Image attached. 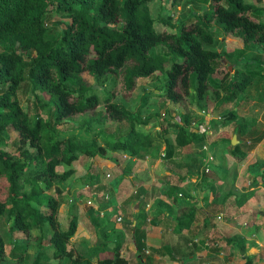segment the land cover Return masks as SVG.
<instances>
[{"label":"trees","instance_id":"1","mask_svg":"<svg viewBox=\"0 0 264 264\" xmlns=\"http://www.w3.org/2000/svg\"><path fill=\"white\" fill-rule=\"evenodd\" d=\"M149 1L0 0V143L8 128L18 133L16 154L0 149V219L6 216L11 231L16 229L24 235L36 230L42 239L48 232V246L55 260L68 258L70 264H90L68 247L77 229L75 216L67 214L65 228L57 221L58 195L73 169L57 173L55 167L69 166L77 153L102 158L106 149L136 156L138 150L147 151L155 145V140H165V118L160 117L154 134L141 132L139 128L148 125V118L140 121L137 113L115 102L119 93L126 99L138 79L161 73L165 82L160 93L163 100L182 103L211 98L216 110L221 102L235 101L244 94L252 78L264 77V64L241 57L233 63L244 60L242 65L254 68L234 67L230 76L224 70L218 85H213L211 75L217 73L223 55L229 52L210 47L215 33L230 34L242 40L244 49L260 57L264 50V6L245 0H189L191 4H206V8L201 13L190 12L189 20L176 26L166 23L174 28L166 31L154 28ZM169 1L174 4L176 0ZM81 72L90 75L93 84L86 83ZM24 82L34 91L26 107L17 98ZM101 90V109L96 110ZM36 92L46 94V100L40 101ZM236 112L232 109L226 118L219 117L220 123L234 119ZM66 120H77L79 132L67 134L56 129ZM107 120L127 122L128 130L115 139H109L104 129L101 134L94 132L95 125ZM189 125L186 110L174 141L165 144L164 156L171 157L181 147L204 138L205 133L190 132ZM97 137H102V146L96 143ZM260 138H253L248 148ZM238 149L239 144L232 147L235 152ZM262 164L264 167V161ZM176 187L171 185L165 191L174 203L177 197L171 194ZM50 190L55 197L47 194ZM192 218L191 210L181 211L175 218L177 229L188 227ZM130 230L135 253L141 258L143 232L138 225ZM2 245L0 239V264H4ZM120 246L121 241L115 239L111 257L96 264H128L119 254ZM239 249L241 253L242 247ZM22 252L13 256L12 264H23Z\"/></svg>","mask_w":264,"mask_h":264},{"label":"crops","instance_id":"2","mask_svg":"<svg viewBox=\"0 0 264 264\" xmlns=\"http://www.w3.org/2000/svg\"><path fill=\"white\" fill-rule=\"evenodd\" d=\"M211 118L208 116L202 125L190 123L189 131L205 133L204 138L181 147L171 157L161 153L164 159L150 154L140 158L124 153L119 161L117 157L97 159L98 172L87 173L82 190L92 198L97 213L93 234L105 232L112 242L104 250L91 243L85 246L86 254L96 257L95 262L111 257L110 248L117 239L121 241L119 254L128 264H264V133L248 148L255 136L245 141L241 139L243 131H238L233 144H239L238 151L232 146L223 158L220 153L210 155L206 172L205 157L199 176L192 173L191 167L199 146L211 134L207 128ZM161 146L165 148L163 143ZM243 153L242 160H238ZM175 184L171 194L177 197L174 203L165 191ZM99 186L102 192L93 194V188ZM184 209L191 210L193 218L188 227L178 230L175 218ZM132 225L143 232L141 258L135 253ZM85 233L84 237L89 236Z\"/></svg>","mask_w":264,"mask_h":264},{"label":"rangeland","instance_id":"3","mask_svg":"<svg viewBox=\"0 0 264 264\" xmlns=\"http://www.w3.org/2000/svg\"><path fill=\"white\" fill-rule=\"evenodd\" d=\"M245 2L252 3L255 6H264V0H245ZM147 5L152 18L154 19V28L156 30L166 31H174V28L169 27L166 23L176 26L180 21L189 20L190 12L197 11L198 13H201V11L206 8V4H191L189 0H176L174 4H171L169 0H152L149 1ZM262 20H264V16L262 17ZM214 35L215 42L210 45V47L219 49L222 52H229V55H223L222 66L218 67L216 74L211 75L213 85H218L220 82L219 77L223 74L224 70H226L228 72V76H230L232 68L235 67V69H243L245 67L242 65L244 60L239 61L238 64L233 63V60L236 58L243 57L247 59L252 57L260 61L261 65L264 64V50L260 51V57L256 58L255 53H251L250 51L244 49L242 40L239 38L230 34L221 36V34L215 33ZM160 48L165 50L164 47H159V49ZM245 68L253 69L254 67L252 65H248ZM262 75L264 76V71H262ZM81 76L86 83L89 85L93 84V79L86 72H81ZM251 81L252 82L247 87L245 93L241 94L235 101H223L218 107H216V110H213L214 100L211 98L207 100L201 99L195 101L189 99V101L185 100L182 103H172L163 100L160 93L163 91V85L165 82L161 73H157L156 77L155 74H152L146 79H138L137 86L133 91H131V93H129V96L126 99L119 93L114 98V101L125 105L132 114L137 113L140 121H143L144 118H148V125L140 126L139 129H141V132L154 134L155 131L158 130V126L156 125H158L160 117L165 118L168 130L167 133L164 134L165 140L158 142L155 140V145L151 146L147 151H144V149L138 150L135 157L142 158L143 156H148V154H150L152 157L164 159V155L162 156L161 153H165V148L163 149L161 145L162 143L164 145L169 143L171 144L174 141V135L178 129L177 126L181 123V116L186 110L189 114L190 123L193 122L202 125L207 121L208 116L213 117L207 125V128H210L211 130V134L206 141L199 146L198 156L195 158V162L193 163L194 166L191 167L192 173H197V175L201 174L202 162L207 155L214 156L220 153V157L223 158L226 154H229L231 147L234 145H230L228 142L230 138L235 135V133L237 134L238 131H243L241 139L245 141L252 136L256 137L262 135V133H264V77H254ZM212 84L211 87H213ZM33 92L34 91L32 90L30 84L26 82L20 86L17 91V98L22 107H26L27 103L32 101ZM36 93L37 98L40 99V101L46 100V94L42 92ZM97 94L99 107L96 110H99L101 109L100 105L102 103V90L98 91ZM232 109L237 110L235 118L228 119L224 125H220L219 117L226 118ZM77 126V120H66L61 125L57 126L56 129L62 130L67 134L71 131L77 133L79 132ZM102 129L105 130L109 139H115L116 136L126 133L128 130V123L124 121L115 122L107 120L101 126L95 125L93 127L94 132H99V134H101ZM2 136L3 141L0 143V149L16 154V151H14V143L18 138V133L8 128ZM101 140L102 137H97L96 143L100 146L103 145ZM262 151L264 152V147L262 148ZM263 152L261 155H263ZM123 154L124 153L120 150L111 151L106 149L104 157H117L119 161L123 158ZM125 154H127V152H125ZM244 155L245 154L243 153L242 157L238 160H242ZM98 158L100 157L96 156L92 158L84 154L77 153L76 159L69 166L58 165L55 167V171L57 173H61L69 167L73 169V173L65 180L62 185L64 188L58 195L60 205L57 209L56 218L58 223L61 224V227L65 228L67 225V214L72 213L75 216L77 229L73 236L69 239L68 247L71 246L76 253L83 252L86 254L87 248L85 246L89 243L95 245L101 250H104V248H108L107 244L111 246V243L109 242H112L111 238L109 239L108 237L109 235L105 232L97 235L93 234V226L98 224L96 223V218L94 216V214L97 213L93 210L92 201L89 199L90 196H86L87 192L84 189L82 190V186H84V183H86L85 180H87V173L98 172L95 171L97 170L95 166ZM257 167L261 168L260 163H258ZM102 186L95 189L93 188V191L91 190L92 193H101L103 190H101ZM47 194L55 197L52 190L48 191ZM88 200L90 202H88ZM10 226V219L3 216L0 219V239L3 244L2 262L4 264H12L14 262L13 256L17 255L19 251H23V264H70L68 258H64L62 260H55L52 258V248L48 246L47 240L48 232H44L43 238L41 239L38 238L39 234L36 230H32L28 235H24L16 229L11 231ZM87 229H89V231H87ZM83 233H85V235L88 234L89 236L84 237ZM74 237L76 238L74 239ZM38 240H40L39 245L42 248L38 247ZM86 255L87 258L83 257L90 264H96L95 256H92L91 254Z\"/></svg>","mask_w":264,"mask_h":264},{"label":"built area","instance_id":"4","mask_svg":"<svg viewBox=\"0 0 264 264\" xmlns=\"http://www.w3.org/2000/svg\"><path fill=\"white\" fill-rule=\"evenodd\" d=\"M193 125V124H192ZM212 160V157L210 156V155H208L206 158H205V163H204V166H203V171L204 172H206V171H208V166H207V164L210 162ZM106 176L108 177V174H106ZM106 197V196H105ZM89 199H91V201H92V198H90L89 197ZM88 202H90L89 200H88ZM117 221L118 220H120V217L118 216L117 218Z\"/></svg>","mask_w":264,"mask_h":264},{"label":"water","instance_id":"5","mask_svg":"<svg viewBox=\"0 0 264 264\" xmlns=\"http://www.w3.org/2000/svg\"><path fill=\"white\" fill-rule=\"evenodd\" d=\"M236 142H237V141H236V137H232V140H231L230 143H231V144H236Z\"/></svg>","mask_w":264,"mask_h":264}]
</instances>
